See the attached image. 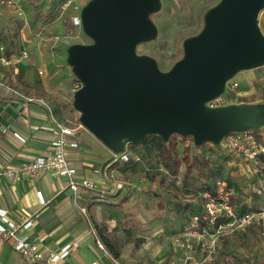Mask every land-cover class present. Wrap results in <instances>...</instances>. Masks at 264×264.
<instances>
[{
  "label": "crops",
  "instance_id": "crops-1",
  "mask_svg": "<svg viewBox=\"0 0 264 264\" xmlns=\"http://www.w3.org/2000/svg\"><path fill=\"white\" fill-rule=\"evenodd\" d=\"M2 17L0 19H4ZM1 70L0 65V83L4 81L5 86L7 83L9 85H0V99L19 102L24 110L11 128L0 130V171L8 167L23 166L48 152L56 138V121L77 129L79 147L67 148V157L78 170V178L85 177L97 183L96 190L84 189L80 197L76 198L75 193L67 186L68 178L53 172L25 177L16 182L6 174L0 177V209L6 210L15 219H31L32 226L23 233H27L31 241L40 244L45 254L59 253L70 246L69 254L61 264H226L218 257L214 261H205L204 256L197 251L192 260L185 263L183 251H175L173 236L185 228L192 214H186L188 217H185L184 206L188 203H183L188 201L186 193L189 187L185 180L176 182L177 188L164 183V179L169 178L166 174L174 179L180 178L179 173L186 171L185 163L181 164L178 174L174 176L171 167H166L162 161V147L157 139L146 142L141 148L128 151L132 165L123 162L119 154H115L81 124L79 113L73 107V95L80 86L75 83L76 78L70 69L63 68L57 72L56 75L60 74L64 80L62 85L52 79L43 81L39 90L33 89L35 93L29 87L23 89L20 83L19 88L13 86L11 77ZM51 84L53 85L50 86ZM36 86L33 85V88ZM39 97L48 104L40 103ZM16 133L25 137L26 141L18 139ZM258 134L264 140V133ZM190 144L181 135L171 138L167 144L173 157L170 165L174 164L175 158L183 159L190 155ZM140 156L143 161H135ZM149 157H152V165L146 168L145 162ZM256 164H259V175H263L264 155ZM215 179L216 177L212 178L210 182ZM114 180L122 182L124 187L115 189L112 185ZM202 182L203 180V185ZM169 185H172L171 188ZM159 187L163 188L164 197H172L168 193L170 189L172 193L177 192L175 194L179 203H171L173 198L164 204L155 203L152 198H157L155 196L160 192ZM104 190L106 193L103 198L99 197V191ZM39 193L45 200L44 205L39 200ZM234 204L238 212H248L238 208L235 196ZM157 211L163 214H157ZM93 223L109 239L112 251L105 244V249L98 246L97 241L101 236ZM263 225L264 222L257 225L261 226L262 233ZM238 234L241 237L233 238L234 240L239 243L249 242L247 232ZM234 240L229 241L226 249L236 246ZM227 252L230 257L241 255L244 257L242 264H249L251 256L257 253L262 255L264 248L255 252L250 249L237 251V254L234 249ZM0 264L46 263L28 262L13 248L10 240L0 237Z\"/></svg>",
  "mask_w": 264,
  "mask_h": 264
},
{
  "label": "water",
  "instance_id": "water-1",
  "mask_svg": "<svg viewBox=\"0 0 264 264\" xmlns=\"http://www.w3.org/2000/svg\"><path fill=\"white\" fill-rule=\"evenodd\" d=\"M160 8L161 0H88L81 7V27L93 42L68 51L81 82L73 95L81 124L115 154L141 148L150 135L166 144L180 134L192 136L198 147H223L228 133L263 128L264 103H208L239 72L264 65V0H221L202 31L184 42V57L166 72L137 53L139 44L156 38L150 16ZM23 110L19 102L0 99V130L11 128Z\"/></svg>",
  "mask_w": 264,
  "mask_h": 264
},
{
  "label": "rangeland",
  "instance_id": "rangeland-1",
  "mask_svg": "<svg viewBox=\"0 0 264 264\" xmlns=\"http://www.w3.org/2000/svg\"><path fill=\"white\" fill-rule=\"evenodd\" d=\"M220 1L161 0V8L150 16L158 28V34L156 38L139 44L137 53L154 58L162 71L171 70L184 57V42L202 31L205 26L207 13ZM65 2L66 0L28 1L26 4L27 11L24 16H17L8 12L5 13L6 17H2L4 19H0V45H4L5 56L10 62L8 65H0L2 70L7 73V76L11 77L10 81L14 84L11 85L18 88L20 87L19 85H22L23 89L29 87L35 93L34 90H39L40 83L43 81H51L52 79L55 80V83L62 85L64 80L60 77V74L56 75L60 69L68 68L73 74L72 68L68 63L69 48L74 44L92 43L93 40L85 34L81 26L73 24L74 9L72 7L64 8ZM76 2L84 6L88 0H76ZM259 26L264 34V8L259 14ZM24 51L28 53V58L24 59L22 57ZM74 76L76 78V75ZM230 82H236L238 86L232 88V84H230L227 87L222 95L223 105L264 103V65L243 70ZM75 83L81 86L79 80L76 79ZM35 84L37 86L33 88ZM0 85L7 87L9 83L5 86L4 81H1ZM43 100L45 99L39 97L38 101L43 105L48 104L46 100ZM261 111L264 114V105ZM255 131L264 133V127ZM158 137L160 136L150 135L147 138L148 141H151ZM182 137L184 141L188 139L191 142L190 155L200 153L209 160L212 167V178L221 179L233 188L239 209L243 211L259 209L262 205L260 192L261 176L257 169L259 164L250 161L245 162L243 159V161H240L237 155L225 149L224 146L221 149L208 142L198 147L194 144L192 136ZM259 137L263 136L259 134ZM129 148L128 151L131 152L136 147L130 146ZM151 158L149 157L145 162L146 168L152 165ZM140 161H143L142 157ZM162 161L166 164L164 157H162ZM126 164L132 165L131 162ZM146 168L144 170L148 172ZM171 173L173 174L172 171ZM179 174L180 178L178 179L166 174L169 178H165L164 183L177 187L178 185H175L176 182L185 180L189 187L188 193H186L188 201L183 202L188 203L187 206H184L186 209L185 215L202 210L203 198L201 192L203 191V186L201 184L202 177L199 176L198 170H194V175L186 176L185 170ZM172 185H169V187L171 188ZM158 189L160 192L157 195L155 194L157 198H152L155 203L164 204L169 202L171 198H173L171 203H179L175 194L177 192L172 193L170 189L168 193L172 197H164L162 195L164 192L163 188L159 187ZM157 214L163 213H158L157 211ZM185 217L188 216L186 215ZM246 232L248 233L247 239L249 242L245 243H239L234 240L236 237H241L239 234L234 233L224 236L219 242V250L216 256L211 261L216 260L218 257L219 260H223L226 264H242L244 263V257L237 254V251L250 249V251L255 252L260 248H264V231L262 233L261 226L252 225ZM230 240H234L236 243L235 247H230L235 250L236 257H230L231 255L227 252L232 250L230 248V250L226 249ZM174 248L175 251H180L178 247L175 246ZM196 251L203 256V250L197 249ZM183 253L185 255V252ZM253 255L249 264L264 263V253L260 254V256L258 253ZM239 258H241V261Z\"/></svg>",
  "mask_w": 264,
  "mask_h": 264
},
{
  "label": "built area",
  "instance_id": "built-area-1",
  "mask_svg": "<svg viewBox=\"0 0 264 264\" xmlns=\"http://www.w3.org/2000/svg\"><path fill=\"white\" fill-rule=\"evenodd\" d=\"M34 0H0V17L10 12L17 16H24L27 11V2ZM47 1V0H41ZM72 7L74 15L73 24L81 26L80 9L82 4L76 0H66L64 8ZM5 47L0 45V62L8 65L10 62L5 56ZM24 59L28 58V53L23 52ZM42 72V71H41ZM231 85L236 88L238 83L228 82L227 87ZM222 95L209 101L211 107L222 106ZM56 138L52 142L50 150L36 157L32 162L20 167H8L0 171V177L4 174L10 176L13 181H20L25 177H37L45 172H53L59 176L68 178L67 186L75 193L76 198L80 197L81 191L96 190L97 183L85 177L78 178V170L67 157V148H78L77 129L68 125L56 122ZM15 136L21 141L26 139L21 134ZM174 136V135H173ZM172 136V137H173ZM224 148L239 158L256 162L264 154V140L259 137L255 130H248L240 133L231 132L225 136ZM129 150V149H128ZM125 151L119 154L123 162H130L132 159L129 152ZM136 157L135 161H140ZM99 172V170H95ZM260 192L262 195V205L255 211L239 213L234 204V190L231 186L216 179L212 190L202 191V210L190 215L185 228L173 236V243L180 251L185 252V263L193 258V253L197 249L203 250L205 261H211L219 250L220 240L227 234H238L245 232L252 225H259L264 222V175H261ZM115 189H122L124 184L117 180L112 182ZM111 191L114 189L111 187ZM104 191H99V197L103 198ZM41 204L45 200L41 193L38 195ZM33 221L28 218L15 219L6 210L0 209V237L11 241L13 248L28 262H44L46 264H61L69 254L70 246H67L59 253L45 254L41 245L31 241L24 230H28ZM98 246L105 249L101 239L97 241ZM96 264V263H94Z\"/></svg>",
  "mask_w": 264,
  "mask_h": 264
},
{
  "label": "trees",
  "instance_id": "trees-1",
  "mask_svg": "<svg viewBox=\"0 0 264 264\" xmlns=\"http://www.w3.org/2000/svg\"><path fill=\"white\" fill-rule=\"evenodd\" d=\"M175 135H180V134H175ZM156 139L162 147L161 154L164 157V161L166 162L165 166L171 167L173 175H177L181 164L185 163L186 176H189L194 169H197L199 170V175H201L203 180L202 182L203 191L213 189V184L216 179L214 180V182L212 183L210 182V180H212V172H211L210 163L207 159L201 157L198 153H193L192 155H189L183 159L175 158L174 164L171 166L170 161L173 160V157L171 155L168 145L161 139V137H158ZM146 142H148V138L144 141V144H146ZM93 226L95 227L96 230L100 232L101 240L103 241V243L109 248V250L111 249L110 251H112L113 249H112V245L109 243V239L102 234L101 230L99 229L96 223H93Z\"/></svg>",
  "mask_w": 264,
  "mask_h": 264
}]
</instances>
